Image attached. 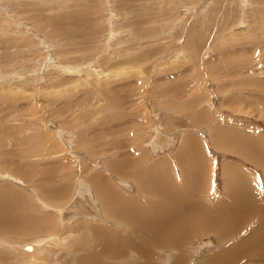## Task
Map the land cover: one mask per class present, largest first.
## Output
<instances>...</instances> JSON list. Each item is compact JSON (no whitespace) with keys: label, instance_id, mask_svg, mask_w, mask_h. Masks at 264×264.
Returning <instances> with one entry per match:
<instances>
[{"label":"rangeland","instance_id":"rangeland-1","mask_svg":"<svg viewBox=\"0 0 264 264\" xmlns=\"http://www.w3.org/2000/svg\"><path fill=\"white\" fill-rule=\"evenodd\" d=\"M252 157L264 158V0H0V264H264L250 255L264 219L234 237L219 221L264 214ZM176 189L192 191L181 210L199 204L193 225L213 226L164 246L185 229L164 222ZM111 193L144 219L120 224Z\"/></svg>","mask_w":264,"mask_h":264},{"label":"bare ground","instance_id":"bare-ground-1","mask_svg":"<svg viewBox=\"0 0 264 264\" xmlns=\"http://www.w3.org/2000/svg\"><path fill=\"white\" fill-rule=\"evenodd\" d=\"M89 65V64H88ZM87 65V66H88ZM65 69V68H64ZM241 70V69H240ZM95 72V71H94ZM89 75V74H88ZM95 78V77H94ZM105 87V86H104ZM103 87V88H104ZM170 94V93H169ZM166 97V96H165ZM200 102V101H199ZM113 117V116H112ZM115 117V116H114ZM124 118V117H123ZM127 124V123H126ZM130 125V124H129ZM128 124H127V127L129 126ZM131 126V125H130ZM20 132V131H19ZM139 133V132H138ZM5 134V133H4ZM5 136H6V134H5ZM4 137V136H3ZM131 138V137H130ZM185 142V141H184ZM188 144V143H187ZM83 145V144H82ZM132 145V144H131ZM133 147V146H132ZM186 147V146H185ZM191 147V146H190ZM190 147H189V150H190ZM135 148V147H134ZM188 148V147H187ZM197 149V148H196ZM194 151V150H193ZM141 152V151H140ZM242 152V151H241ZM247 153V152H246ZM242 154V153H241ZM179 155H180V153H179ZM187 156V155H186ZM196 157H197V154L195 155V156H193V159H194V161L196 160ZM254 160V162H256L255 161V159H254V157H252V158H250V160L253 162V160ZM260 159V161H257L256 163L259 165V166H261V167H264V163H260L262 160H264V158H259ZM131 161V160H130ZM135 161V160H134ZM29 166V165H28ZM162 164H157V165H154L153 166V169H155V168H157V169H161L162 168ZM86 168V167H85ZM121 168V167H120ZM196 173H194L193 175H192V177H193V179H194V177H195V180H196V178H202L204 175H203V168H202V165H201V162L199 161V157H198V163H197V165H196ZM15 169V168H14ZM30 169V168H29ZM225 169H226V167H225ZM35 170V169H34ZM25 171H27L26 169H25ZM146 171V170H145ZM180 171H182V172H184V174H185V170H184V167L182 168L181 167V170ZM195 171V170H194ZM32 172V171H31ZM162 172H164V171H162ZM170 172V171H169ZM235 172V171H234ZM29 172H27V174H28ZM140 173V172H139ZM165 173H166V171H165ZM174 173H172V175H173ZM182 174V173H181ZM243 175L244 176V172H241L240 170H238V171H236V178H237V180H239V181H241L240 180V178H239V176L240 175ZM24 175V174H23ZM35 175H36V173H35ZM34 175V176H35ZM38 175V174H37ZM150 175V174H149ZM171 174H168V178L170 179V180H173L174 178L173 177H171L172 176ZM183 175V174H182ZM134 176V175H133ZM132 176V177H133ZM159 176V175H158ZM162 177H161V179L163 180V179H165V181L167 182V183H169L168 181L169 180H167V178L166 177H164V175H163V173H162V175H161ZM41 177V176H40ZM92 177V176H91ZM99 177V176H98ZM144 177H145V174H144V176L140 179V180H136V183H139L140 182V184L143 182V180H144ZM153 177V176H152ZM136 178H137V176H136ZM148 178V177H147ZM253 178V177H252ZM252 178H249V180L250 181H252V184H253V180H252ZM30 179V178H29ZM50 179V178H49ZM92 179H94V178H92ZM96 179V178H95ZM94 179V180H95ZM137 179H139V178H137ZM154 179V178H153ZM55 180V179H54ZM53 180V181H54ZM83 180V179H82ZM90 180V179H89ZM97 180V179H96ZM100 180V179H99ZM99 180H97V181H95V183H98V189H99V192H106L108 189H110V186H109V184H107V183H105V182H103V180L102 181H99ZM108 180V179H107ZM188 180V179H187ZM45 181V180H44ZM88 181V180H87ZM164 181V180H163ZM198 181H199V179H198ZM239 181H237V183L239 182ZM103 183V184H102ZM166 183V184H167ZM172 183H173V181H172ZM195 183V182H194ZM247 182H245V183H243L242 185H244V184H246ZM42 184V183H41ZM88 185V184H87ZM247 185H248V183H247ZM39 186V185H38ZM60 186V185H59ZM156 184H155V182L154 181H152V179L150 180L149 178L146 180V190H149V191H154L153 193L154 194H157V192L159 191V189H158V191L156 190ZM191 186V185H190ZM231 187H232V185H230ZM249 186H251V185H249ZM254 186V185H253ZM86 187V186H85ZM240 187H241V185H240ZM239 187V188H240ZM71 188V187H70ZM141 188V187H140ZM174 188V187H173ZM177 188V187H176ZM193 188V187H192ZM243 188V187H242ZM46 190V189H45ZM111 190L112 189H110V192H111ZM195 190V189H194ZM242 194H244V195H246V196H250V192H247V193H245V192H243V190H241V188L240 189H238ZM47 191V190H46ZM86 191V190H85ZM109 191V190H108ZM107 191V193H109ZM198 191H200V190H198ZM249 191V190H248ZM253 191V193H257L256 192V190L254 191V190H252ZM251 191V192H252ZM86 192H88V191H86ZM104 192V193H105ZM231 192V196L233 195V193H232V191H230ZM238 192V191H237ZM239 192V193H240ZM103 193V194H104ZM172 193H173V190H171V191H169V192H167L165 195H166V198H170V197H174V198H176L177 199V203L171 208V211L170 212H172L173 210H176V213L174 214V215H169V214H167L168 216H165L166 218H165V220H164V222L167 224V227H172L173 228V226L174 225H177L178 224V227H180V226H183V225H185V229L183 230V231H181L180 229H178V230H176L175 231V234L173 235V237H172V239H171V242L170 243H168L166 240H163V241H161V242H159L160 244H163L164 246H165V244L167 243V244H169V245H171V246H175V245H178V244H181V243H183L184 242V240L186 239V238H188V235H192V236H194V234H196L197 233V230H199L201 227H204V229L205 230H207L209 227H211V226H213L211 223H209V222H205V223H199V225H193V223H192V219L194 218V215L196 214V210L197 209H199L200 207H199V204H197V203H195V202H192V201H190V203H189V208H188V210H185V208L184 209H180V203L182 204V202H180L181 200H182V198H185L184 199V204L186 203V202H189L188 201V199L190 198V196L192 195V191H190L189 189L187 190V191H182V192H179V190L178 189H176L175 191H174V195L172 196ZM43 194V193H42ZM102 194V195H103ZM122 194V193H121ZM236 194V193H235ZM238 194V193H237ZM46 197H48L49 195H51L52 196V193H51V191H48V192H46L45 194H44ZM90 195V194H89ZM108 195H110V194H108ZM111 195L112 196H115V199L113 198V200H116V202L115 203H117V207H118V205H120V207L119 208H117L116 207V205H115V207H116V210L113 208V211L115 210V212L114 213H119L120 214V219H119V223L121 222L123 225H125L126 227H127V229L129 228V227H131V225H133L134 224V222L135 221H137V220H143L144 219V215L140 212V209L139 208H137V207H135L133 210L131 209V205H130V202H131V200H127V199H124V198H121V197H119L118 195H114V193L112 194L111 193ZM161 196L162 195H164V194H160ZM240 195V194H239ZM50 196V197H51ZM104 196V195H103ZM228 196V195H227ZM53 197V196H52ZM99 197V196H98ZM97 197V198H98ZM192 197V196H191ZM255 197H259V196H255ZM49 198V197H48ZM81 198V197H80ZM102 198V196H100V199ZM105 198H106V196H105ZM193 199V198H192ZM204 200H206V198H203ZM15 200V199H14ZM99 201V200H98ZM101 201V200H100ZM103 201H105V200H103ZM107 201H109V200H107ZM47 202H48V200H47ZM110 202V201H109ZM108 202V203H109ZM112 202V201H111ZM179 202V203H178ZM114 203V202H113ZM29 204V203H28ZM41 204V203H40ZM27 205V204H26ZM45 204H43V206H44ZM106 205H107V202H106ZM109 205V204H108ZM33 206V205H32ZM50 206V205H49ZM7 207V206H6ZM6 207L5 206H3V205H1L0 204V209L3 211V213L4 214H9L10 213V209H6ZM250 206H248V208L246 207L245 209L244 208H241L240 210H237V211H239V214L238 213H236V211H235V214L234 213H232L231 211V213L229 214L228 212V214H223L225 217H227V215H230V216H233V215H236V217H238V222L237 223H235V222H233V221H231L229 218L228 219H224L223 218V216L221 215V213H219V218H223L222 220H219L220 221V223H221V225H220V228H224V229H227V228H231L230 230H224V232H229L230 233V236H232V234H233V230H234V228H236V232L233 234V236L232 237H234V236H238L239 234H240V228H242V229H244L245 228V226H249V227H252V229L255 231V225L253 226V225H251L252 224V222L253 221H255V218H257V219H264V214L263 213H261V212H259L258 210L256 211V215H255V207H251V208H253L254 210H251L250 208H249ZM108 208V207H107ZM257 208V207H256ZM42 209V208H41ZM234 209V208H233ZM232 209V210H233ZM0 210V212H2ZM235 210V209H234ZM233 210V211H234ZM105 212V211H104ZM183 212H187V216L186 215H184L183 216ZM199 212H200V209H199ZM58 213H60L61 214V210L60 209H58ZM201 213V212H200ZM163 214V213H162ZM200 215V214H199ZM196 216V215H195ZM229 216V217H230ZM8 217H10V216H8ZM26 217V216H25ZM28 217V216H27ZM251 217L253 218V221L250 223V219H251ZM197 218V217H196ZM4 219V218H3ZM2 218H1V216H0V222L1 223H5V221L3 220ZM9 219V218H8ZM17 219V218H16ZM20 219H22V218H20ZM32 219V218H31ZM27 220V219H25L26 221H24V222H22V223H20L21 224V226L22 225H24L25 227L27 226V225H29L30 224V227H32L31 226V224L34 226V222H35V219H33V220ZM19 219H17V220H15V217H11L9 220H7V221H9L10 223H12V222H15V221H18ZM60 220V219H59ZM9 222H8V224H9ZM49 222L50 221H48V219H47V224H49ZM117 222V221H116ZM43 223V222H42ZM76 223V222H75ZM120 223V224H121ZM136 223H138V222H136ZM170 223H172V224H174V225H170ZM254 223V222H253ZM13 224V223H12ZM116 224V223H115ZM6 224H4V226H5ZM42 225V224H41ZM135 225V224H134ZM1 226V225H0ZM6 226H8V225H6ZM5 226V227H6ZM11 226V225H10ZM16 227H19L18 225H15ZM124 226V227H125ZM140 226V225H139ZM138 225H137V227H139ZM25 227H23L22 229H24ZM29 227V226H28ZM27 227V228H28ZM53 227H54V225H53ZM142 227V226H141ZM191 227H196L197 228V230H195V232L194 233H192V232H189L188 231V229L189 228H191ZM254 227V228H253ZM38 228V227H37ZM45 228V227H44ZM65 228V227H64ZM71 228V227H70ZM74 228V227H73ZM136 228V227H135ZM135 228H133V229H135ZM150 228V227H149ZM3 229V228H2ZM2 229H1V231H2ZM21 229V230H22ZM129 229H131V228H129ZM128 229V230H129ZM203 229V230H204ZM5 230V229H4ZM3 230V231H4ZM17 230V229H16ZM137 230V229H136ZM201 230V229H200ZM143 231H145V232H147L148 234H150L149 236L150 237H152L153 238V233L151 232V231H149V230H146V229H143ZM16 232V231H15ZM107 232V231H106ZM132 232H134V231H132ZM202 232V231H201ZM258 232V231H257ZM257 232L255 233V234H257ZM7 233V232H6ZM70 233V232H69ZM4 234V233H3ZM53 234V233H52ZM104 234V233H103ZM129 234V233H128ZM131 235H133V234H131ZM7 236V235H6ZM117 236V235H116ZM228 236V234L227 233H223L222 234V236H220V239H224L225 237H227ZM5 237V236H4ZM104 237V236H103ZM114 237H115V235H114ZM123 237H124V235H123ZM132 237V236H131ZM185 237V238H184ZM127 238V237H126ZM264 238V237H263ZM262 238V239H263ZM108 239V238H107ZM117 239V238H116ZM102 240V239H101ZM101 240H99V241H101ZM170 240V239H169ZM264 240V239H263ZM104 241V240H103ZM42 242H44V239H40V240H38L37 242H36V246L34 245V244H30V246L28 247V249L30 248H32V250H35V248L36 247H40V245L42 246ZM97 243H99V242H97ZM103 243V242H102ZM105 243V242H104ZM107 243V242H106ZM256 243V242H255ZM115 244V243H114ZM166 244V245H167ZM15 245V244H14ZM39 245V246H38ZM123 244H121L120 246H122ZM126 245H127V242H126ZM133 245V244H132ZM157 245H159V244H157ZM104 246V245H103ZM103 246H102V248H103ZM106 246V245H105ZM113 247H112V249H111V252H112V250L114 249V247L116 246H114V245H112ZM134 246V245H133ZM256 246V245H255ZM254 246V247H255ZM22 247V246H21ZM135 247V246H134ZM105 249H107L108 250V247L107 248H105ZM175 249V248H174ZM255 249V248H254ZM26 250V249H25ZM28 251V250H27ZM109 251V250H108ZM108 251L106 252V253H108ZM39 252V251H38ZM38 252H35V254L36 253H38ZM123 252V251H122ZM138 252L140 253V254H142V255H144V254H146L147 253V250H138ZM251 252L252 253H250V255H251V257L252 258H255V260L257 261L258 259H263L264 260V248H263V251L262 250H260V249H256V250H251ZM109 254V253H108ZM111 254V253H110ZM113 254V253H112ZM224 255H225V253H223ZM247 254V253H246ZM147 255H149L148 253L146 254V256ZM220 256H222V255H220ZM114 257V256H113ZM223 257V256H222ZM34 258V257H33ZM225 258V257H224ZM84 259V258H83ZM112 259V258H111ZM181 260V259H180ZM212 262V261H211ZM221 262V261H220ZM209 263V262H208ZM210 264V263H209ZM212 264V263H211Z\"/></svg>","mask_w":264,"mask_h":264}]
</instances>
